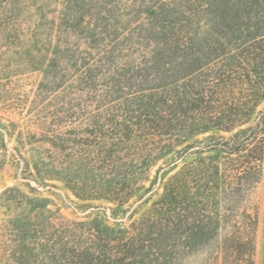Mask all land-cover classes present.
Returning <instances> with one entry per match:
<instances>
[{
  "label": "trees",
  "instance_id": "obj_1",
  "mask_svg": "<svg viewBox=\"0 0 264 264\" xmlns=\"http://www.w3.org/2000/svg\"><path fill=\"white\" fill-rule=\"evenodd\" d=\"M16 31H32L49 114L33 135L55 153L44 178L117 207L163 180L129 226L54 216L36 250L52 264H254L264 0H0V41Z\"/></svg>",
  "mask_w": 264,
  "mask_h": 264
},
{
  "label": "rangeland",
  "instance_id": "obj_2",
  "mask_svg": "<svg viewBox=\"0 0 264 264\" xmlns=\"http://www.w3.org/2000/svg\"><path fill=\"white\" fill-rule=\"evenodd\" d=\"M33 41L32 31L7 33L0 41V264H52L45 248L34 247V243L47 241L51 217L81 221L98 216L113 224L114 217L127 216L124 224L129 226L163 191L160 178L152 192L142 190L117 207L104 200L80 199L58 176L44 178V169L55 153L33 136L37 113L43 110V115H49L37 99L41 73L33 67ZM259 110L264 115V102ZM34 160L43 162L41 177ZM252 202L257 217L254 264H264V163Z\"/></svg>",
  "mask_w": 264,
  "mask_h": 264
}]
</instances>
